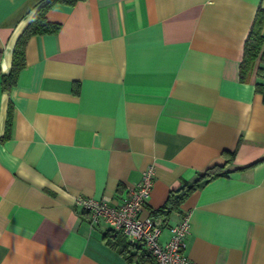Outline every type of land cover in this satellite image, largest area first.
<instances>
[{
	"label": "crops",
	"instance_id": "obj_1",
	"mask_svg": "<svg viewBox=\"0 0 264 264\" xmlns=\"http://www.w3.org/2000/svg\"><path fill=\"white\" fill-rule=\"evenodd\" d=\"M46 1L0 0V264H137L75 199L119 205L149 165L155 180L140 216L162 221L161 242L188 213L195 264H264V101L256 70L239 78L264 0L55 5L46 17L60 30L28 40L6 90L15 44ZM225 150L235 152L228 175L155 213Z\"/></svg>",
	"mask_w": 264,
	"mask_h": 264
},
{
	"label": "trees",
	"instance_id": "obj_2",
	"mask_svg": "<svg viewBox=\"0 0 264 264\" xmlns=\"http://www.w3.org/2000/svg\"><path fill=\"white\" fill-rule=\"evenodd\" d=\"M82 0H47L40 5L32 20L19 36L12 56L11 70L7 75L2 76L3 88L8 90L16 84L19 73L26 65L25 48L28 40L36 35L56 34L60 30V24L53 23L47 20V12L55 5L74 6ZM264 8H259L256 13L253 25L248 33L244 43L242 61L239 68V78L241 82L249 81L254 70H256V80L254 82L255 91L263 96L264 101ZM258 63V65H257ZM11 127V111H8L7 117V132ZM221 156L224 159L223 163H215L207 167L203 172L198 173V176L193 181H185L180 186L173 188L170 191L166 203L157 209L155 213L159 216H165L174 210L180 208L181 204L194 191L204 184L213 181L219 177L226 176L229 171L225 170L226 166L234 159L235 152L225 150ZM154 219L158 217H152ZM119 235L124 236L120 232L109 229L103 239L111 245L129 261L137 264L149 261L152 256L145 251L142 243L131 244L124 241ZM153 259V258H152ZM154 261V260H153Z\"/></svg>",
	"mask_w": 264,
	"mask_h": 264
},
{
	"label": "built area",
	"instance_id": "obj_3",
	"mask_svg": "<svg viewBox=\"0 0 264 264\" xmlns=\"http://www.w3.org/2000/svg\"><path fill=\"white\" fill-rule=\"evenodd\" d=\"M154 180L155 166L149 165L142 172L141 180L128 188L121 204H112L106 198L78 196L75 205L88 214L91 226L103 222L109 229L122 233L129 243H142L155 264H195L185 252V241L190 231L188 213L182 214L180 221L170 228V237L166 242H161L162 221L140 216L151 196Z\"/></svg>",
	"mask_w": 264,
	"mask_h": 264
}]
</instances>
